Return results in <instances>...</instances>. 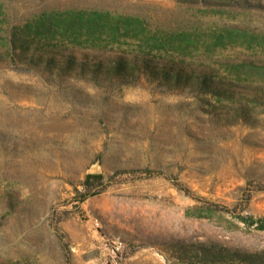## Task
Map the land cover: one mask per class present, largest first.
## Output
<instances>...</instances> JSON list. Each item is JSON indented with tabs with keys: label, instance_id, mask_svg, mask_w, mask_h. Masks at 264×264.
Masks as SVG:
<instances>
[{
	"label": "rangeland",
	"instance_id": "374dc122",
	"mask_svg": "<svg viewBox=\"0 0 264 264\" xmlns=\"http://www.w3.org/2000/svg\"><path fill=\"white\" fill-rule=\"evenodd\" d=\"M79 12L108 18L60 24ZM0 44V264L264 249L241 218H264V0H0ZM141 50L214 69L235 94L64 67Z\"/></svg>",
	"mask_w": 264,
	"mask_h": 264
},
{
	"label": "trees",
	"instance_id": "16d2710c",
	"mask_svg": "<svg viewBox=\"0 0 264 264\" xmlns=\"http://www.w3.org/2000/svg\"><path fill=\"white\" fill-rule=\"evenodd\" d=\"M107 18L108 15L105 13L91 12L87 15V13L79 12L76 18H64L59 22L64 27L86 25L90 30H94L103 25ZM24 39V37H20V41ZM11 42L15 43L16 40L11 39ZM1 47L0 44V57L4 53ZM95 48L101 49L103 47L96 46ZM86 63L85 60L76 62L74 54L68 53L64 67L68 69L76 67L82 72L92 69L91 71L94 74L103 73L105 76L115 77L120 82H128L130 79L144 74L149 78L163 80L169 86L176 88L197 87L200 90L208 91L218 87L223 90V94H227L230 97L234 96L237 86L231 81H215L216 79L211 77L217 76L214 69L202 70L196 68L194 63H184L181 61H161L159 58L153 56L152 51L148 50H141L137 54L120 53L110 57L107 61H98L92 68L88 67ZM256 100L260 99L256 97ZM237 111L242 114L244 119L247 120L249 118V112L244 103H239ZM90 177L102 178L103 175H88L86 184H88ZM241 218L249 224L256 222L257 229L264 230L263 217L257 220H249L247 217ZM173 248L175 257L181 261L198 262L199 264H264V249L250 251L216 243L202 242H177L173 244Z\"/></svg>",
	"mask_w": 264,
	"mask_h": 264
}]
</instances>
